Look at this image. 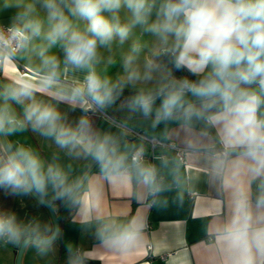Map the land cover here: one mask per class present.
Wrapping results in <instances>:
<instances>
[{
	"label": "clouds",
	"instance_id": "obj_1",
	"mask_svg": "<svg viewBox=\"0 0 264 264\" xmlns=\"http://www.w3.org/2000/svg\"><path fill=\"white\" fill-rule=\"evenodd\" d=\"M42 6L41 18L33 15L36 10L29 4L18 17L15 33L16 46L29 59L33 55L38 59L39 80L19 78L0 90V132L12 135L30 126L70 155L91 157L106 173L134 174L153 192L164 191L156 166L143 161L142 149L121 152L115 137L94 135L83 119L75 128L67 126L53 105L35 98L38 91L51 92L53 98L73 105L104 108L115 102L126 83L151 80L157 67L151 59L143 74L129 70L139 45L125 58L126 75L121 80L112 81L96 71L98 49L110 47L116 37L122 44L140 25L156 38L157 54H169L177 70L185 69L197 79L178 80L163 73L154 88L139 90L128 107L145 117L155 112V123L202 119L221 127L228 144L242 148L251 159L254 175L264 176V0H43ZM122 9L130 13L123 24ZM79 21L86 23L81 27ZM12 43L13 37L0 34V47L11 48ZM57 45L62 61L49 54ZM61 64L65 70L85 72L83 81L63 87ZM158 99L160 105L154 107ZM12 103L23 105L22 119ZM49 185L61 195L71 192L64 170L57 164L45 166L28 148L10 149L0 158V187L43 192ZM260 187L264 189V184ZM257 205L264 207V192ZM254 217L250 204L242 199L225 229V241L238 252L241 264H251L253 249L264 250V223ZM138 237L139 229L129 225L111 240L132 247ZM22 240H30L39 251L50 246V238L38 224H24L14 214L0 212V241L19 244Z\"/></svg>",
	"mask_w": 264,
	"mask_h": 264
},
{
	"label": "crops",
	"instance_id": "obj_2",
	"mask_svg": "<svg viewBox=\"0 0 264 264\" xmlns=\"http://www.w3.org/2000/svg\"><path fill=\"white\" fill-rule=\"evenodd\" d=\"M19 52L15 53L17 62L3 60L0 90L12 86L19 78L39 80V69L30 66L31 59L25 55L20 60ZM145 52L147 58L143 62L130 65L141 74L150 59ZM59 56L62 61L63 54ZM156 66L151 80L136 82H144L146 89L154 88L166 70ZM99 67L96 71L102 77L112 81L122 79L120 75L103 74ZM61 70L63 87L83 81L85 72L65 70L63 64ZM164 73H171L178 80L181 76L197 79L190 73L174 74L168 69ZM124 88L138 92L132 85ZM134 95L121 94L113 104L101 108L107 115L87 114L84 105L57 100L51 92L38 91L35 98L53 105L67 126L75 128L83 119L94 135L115 137L121 152L136 149L149 152L147 141L132 136L130 130L185 147V162L176 158L171 146H158L154 158H142L157 168L158 182L165 189L159 193H151L134 174L106 173L91 157L70 155L53 138L41 135L30 126L12 135L3 133L10 149L28 148L45 166L57 164L67 175L70 194L61 195L51 185L43 192L35 190L53 206L56 215L68 204L59 221L58 233L51 241L53 248L48 250L61 249L65 264H241L238 252L225 241V229L233 222L242 199L253 209L255 221L264 223V207L257 205L264 192L260 187L264 176L254 175L251 159L242 148L228 144L221 127L210 126L202 119H193L188 124L182 119L155 123V112L145 117L128 107ZM159 105L158 99L154 107ZM11 108L22 119L23 105L12 103ZM223 148H227L228 155L220 154ZM6 155L0 141V158ZM0 212L14 214L24 224H38L48 237L52 233L53 222L47 208L31 192L0 187ZM129 225L139 229L136 244L121 247L112 243L113 234ZM21 242L0 241V264H15ZM22 251V264H39L32 260L37 248L31 241ZM250 259L251 264H264V250L253 249Z\"/></svg>",
	"mask_w": 264,
	"mask_h": 264
},
{
	"label": "rangeland",
	"instance_id": "obj_3",
	"mask_svg": "<svg viewBox=\"0 0 264 264\" xmlns=\"http://www.w3.org/2000/svg\"><path fill=\"white\" fill-rule=\"evenodd\" d=\"M42 3L43 0H0V26L7 25L18 28L20 24V20L18 19V17L26 13L27 6L29 4L33 5L36 10L35 13H33V15H39L42 18L45 15V10L43 9ZM120 18L122 24L127 23L130 20V13L127 10L122 9L120 12ZM151 19L154 20L155 16L153 15ZM85 23H86L85 21H79L81 27H83ZM156 43H157L156 38L152 34L144 31V28L142 26L137 25L134 28H132L129 36L122 44L119 42V38L116 37L112 41L110 47L105 46V47H100L98 49L99 63L96 64V67L100 66L99 67L100 72L110 77H112L111 74H116V75H120V77L123 78L126 75L124 61L125 58L130 54L132 47L134 45L140 46V51L134 54L136 56L134 62L139 63V62H143L145 58H147L146 55L147 53L145 51L148 52L149 57L151 54L157 53ZM61 53L62 51L60 47L57 45L50 50L49 54H55L58 56L59 59H61V57L59 56L61 55ZM19 55H20L19 57L20 60H23L22 58L24 55L29 58V54L24 50L19 52ZM108 61L112 63L109 64ZM38 64H39L38 59L33 55L31 57L30 66L38 69ZM133 68L134 67L131 68L129 66V70H132ZM111 69H113V71ZM141 69L143 70V67H141ZM164 72H166V70ZM183 78L185 77L181 76L180 79ZM127 85L128 86L132 85V87H134L133 89H136L138 91L141 89H146L144 86L145 85L144 82H134L132 84L126 83L124 87H126ZM49 216L51 217L50 213ZM50 244L53 243L50 242ZM51 246L52 245L47 247L45 251L37 250L35 252L34 259H32L33 257L31 259L39 264H65L64 262V260H66L65 254L62 257L61 249L59 248H55L54 252L48 250ZM51 248H53V246ZM21 262H22V258H21Z\"/></svg>",
	"mask_w": 264,
	"mask_h": 264
},
{
	"label": "built area",
	"instance_id": "obj_4",
	"mask_svg": "<svg viewBox=\"0 0 264 264\" xmlns=\"http://www.w3.org/2000/svg\"><path fill=\"white\" fill-rule=\"evenodd\" d=\"M17 28L12 27V26H0V34H3L5 37H13V43L11 48H7V47H0V66H2V62L3 60L7 59V60H11L13 62H17L16 58H15V53L20 51V48H18L17 42L15 40V33H16ZM24 68V66H23ZM1 70V67H0ZM73 85V84H72ZM84 109H85V113L87 114H102V115H107L106 112H104V110H102L99 107L93 106V107H88L86 105H84ZM132 136H137V137H141L143 138L145 141H147L148 143V147H149V152L148 153H144L142 151V158H147V159H152L155 156V149L158 146H171L173 148L174 151V155L176 156V158L179 159V161L181 162H185V156H186V152L187 149L183 146H179L177 144H173V143H169V142H164L156 137H152V136H147L144 135L143 132L140 131H135V130H130ZM228 150L227 148H223L220 151V154L222 156H226L228 155ZM151 193H153V191L151 190Z\"/></svg>",
	"mask_w": 264,
	"mask_h": 264
},
{
	"label": "water",
	"instance_id": "obj_5",
	"mask_svg": "<svg viewBox=\"0 0 264 264\" xmlns=\"http://www.w3.org/2000/svg\"><path fill=\"white\" fill-rule=\"evenodd\" d=\"M0 139H1L0 141H2V144H3V146H4L5 150H6V153L8 154L10 148H9V145H8L7 141H5L6 139H5V136H4L3 132H0ZM30 192L36 198L37 201L41 202L47 208V210L49 211L48 213H50V215H51L52 222H53V224H52L53 225V230H52L51 235L49 236L50 242H51L55 238L57 233H58L59 221H60L61 217L63 216L64 211L68 207V204H66V206H64V210L61 212V214L56 215V213L54 212L55 210L53 209L52 205L49 202L45 201V199H43L41 196H39L35 192V190H32ZM26 243L27 242H25V241L21 242V244H20V246H19V248L17 250L15 264H21L20 262H21V258H22V254H23L22 250H24V247H25Z\"/></svg>",
	"mask_w": 264,
	"mask_h": 264
},
{
	"label": "trees",
	"instance_id": "obj_6",
	"mask_svg": "<svg viewBox=\"0 0 264 264\" xmlns=\"http://www.w3.org/2000/svg\"><path fill=\"white\" fill-rule=\"evenodd\" d=\"M150 59L156 65L162 66L163 68H166V70L168 69L170 72H172L174 74H180V73H186L187 75L189 74V72L185 69L177 70L172 63L171 56L167 53H163V52H161L159 54L153 53L150 55ZM136 93H137V91L131 90L128 88H124V87H123V90L121 92V94L130 95V96L133 94H136ZM85 263H89V262L85 261Z\"/></svg>",
	"mask_w": 264,
	"mask_h": 264
}]
</instances>
